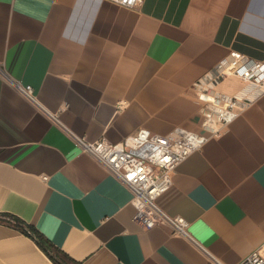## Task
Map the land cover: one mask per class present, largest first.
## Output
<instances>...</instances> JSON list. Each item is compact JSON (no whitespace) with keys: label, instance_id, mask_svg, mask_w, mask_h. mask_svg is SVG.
Instances as JSON below:
<instances>
[{"label":"crops","instance_id":"0c3cea01","mask_svg":"<svg viewBox=\"0 0 264 264\" xmlns=\"http://www.w3.org/2000/svg\"><path fill=\"white\" fill-rule=\"evenodd\" d=\"M236 53L264 58V0H0V214L81 264H238L264 242V92L183 159L158 197L190 236L141 228L131 189L76 138L201 131L197 83ZM245 84L230 73L215 90ZM0 264L56 263L0 218Z\"/></svg>","mask_w":264,"mask_h":264},{"label":"built area","instance_id":"2783aa9c","mask_svg":"<svg viewBox=\"0 0 264 264\" xmlns=\"http://www.w3.org/2000/svg\"><path fill=\"white\" fill-rule=\"evenodd\" d=\"M113 1L135 7L144 0ZM230 73L241 76L245 86L233 95L216 91L217 83ZM14 84L24 96L37 102L31 85L17 81ZM197 86L203 102L201 131L176 126L174 133L160 134L142 127L120 142L107 137L88 140L76 136L85 151L131 189L136 206L133 219L143 229L166 225L173 234L190 236L189 221L184 216L169 214L160 207L157 199L172 185L177 165L264 92V58H253L244 53L226 56ZM238 264H264V242Z\"/></svg>","mask_w":264,"mask_h":264},{"label":"trees","instance_id":"16d2710c","mask_svg":"<svg viewBox=\"0 0 264 264\" xmlns=\"http://www.w3.org/2000/svg\"><path fill=\"white\" fill-rule=\"evenodd\" d=\"M0 218L7 222H13L21 231L33 236L39 246L47 253V255L56 263V264H81L64 250L56 246L48 237H46L42 232H40L34 225L26 222L22 218L14 214L4 213L0 214ZM10 217V219H7Z\"/></svg>","mask_w":264,"mask_h":264}]
</instances>
